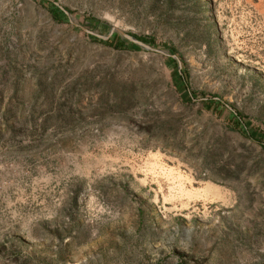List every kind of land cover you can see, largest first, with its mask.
I'll return each instance as SVG.
<instances>
[{"label":"rangeland","instance_id":"374dc122","mask_svg":"<svg viewBox=\"0 0 264 264\" xmlns=\"http://www.w3.org/2000/svg\"><path fill=\"white\" fill-rule=\"evenodd\" d=\"M47 1L69 22L0 0V264H264V146L227 117L264 139V0Z\"/></svg>","mask_w":264,"mask_h":264},{"label":"trees","instance_id":"16d2710c","mask_svg":"<svg viewBox=\"0 0 264 264\" xmlns=\"http://www.w3.org/2000/svg\"><path fill=\"white\" fill-rule=\"evenodd\" d=\"M43 4H47L48 9L51 13V15L53 16V18L57 21V22H61V23H68L69 22V16L68 14H66L62 9H60L58 6H56L54 3L47 1V0H40ZM69 11V10H67ZM70 15H72L73 13L71 11H69ZM84 22H86L89 26H94V24L99 25L101 24L100 22H92V20H89L87 18H85ZM90 39L94 42H98L104 46L110 47V48H114L116 50H129L131 48V46L136 47L137 45L129 42L128 40L124 39L122 36H120L119 34H115L112 38H110L109 40H102L96 36L93 35H89ZM135 37V36H134ZM140 41L150 44L148 41L141 39ZM207 109L212 110L213 112H220L223 109H226L225 105L221 102V101H211L209 104H207ZM228 110V120L232 121L233 123V130L239 132L241 135H243L244 137L250 138L252 140H254L257 143H260L264 146V139L262 136H258V135H252L247 127V125L243 122V120L241 119V117L229 110Z\"/></svg>","mask_w":264,"mask_h":264},{"label":"water","instance_id":"95a60500","mask_svg":"<svg viewBox=\"0 0 264 264\" xmlns=\"http://www.w3.org/2000/svg\"><path fill=\"white\" fill-rule=\"evenodd\" d=\"M56 6H58L60 9H62L66 14H68V16H70V13L69 11H67L65 8H63L61 5H59L57 2H53ZM85 31L90 34V35H93V36H96L102 40H109L110 38H112L115 34H119L120 36H122L124 39L128 40L129 42L137 45V46H140L141 48H144L146 50H150V51H157V52H161V53H164L163 51L161 50H155L153 49L151 46H149L148 44L140 41L138 38L116 28V27H112L109 34L107 36H103V35H99V34H96L94 33L93 31H90V30H87L85 29ZM174 59H176L178 62H179V69L181 70L182 69V65H181V61L179 60V58L177 56H174Z\"/></svg>","mask_w":264,"mask_h":264}]
</instances>
